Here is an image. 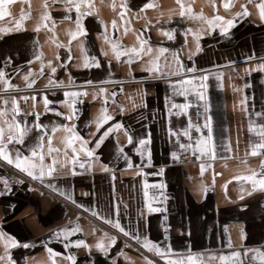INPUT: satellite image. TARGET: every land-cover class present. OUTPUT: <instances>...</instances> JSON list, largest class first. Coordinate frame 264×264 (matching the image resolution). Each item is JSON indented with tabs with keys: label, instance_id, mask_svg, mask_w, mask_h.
Here are the masks:
<instances>
[{
	"label": "crops",
	"instance_id": "1",
	"mask_svg": "<svg viewBox=\"0 0 264 264\" xmlns=\"http://www.w3.org/2000/svg\"><path fill=\"white\" fill-rule=\"evenodd\" d=\"M121 2L122 0H91L92 7L82 9L91 13L83 18L87 35L74 39L69 33L76 30L75 8L69 12L59 0L56 3L53 0H13L7 6V13L0 18V28L15 29L16 22L22 15L25 17L22 30L0 33V68L7 73L10 83L16 86L3 91L4 85L0 82V97L9 101L7 105L0 102V108L8 109V119H11V99L14 97L22 110L20 119H23L25 113H41L39 122L48 126L47 136L52 137L51 146L59 150L49 155L45 136V163L51 164L53 157L56 158L55 182L58 187L70 192L75 200L73 203L65 199L38 181L31 180L13 165L0 160V178H7L11 186L9 194L0 195V231L33 245L27 249H11L13 258L17 264H52L53 259L60 264L63 257L71 253L76 257V264H92L93 261L94 264H113L114 261L115 264H148L149 261L152 264H165L161 257L143 248L132 235L125 236L107 223L109 219H119L121 225L133 233H136L138 226L139 235H149L151 239L161 243V246L170 243L184 257L190 254V248L191 254L202 257L203 264H223L219 260L220 255H227L233 250H239L243 254L244 247L264 249V193L252 191L250 195L246 194L243 199H238L240 187L250 190L251 185L234 179L236 176L251 175L253 171L258 175L264 173L261 165L264 150L258 155H251L250 144L258 142L259 138L255 132L249 131L250 118L256 124L264 123V120L254 115V111L264 110V71L257 68L264 63V22L260 20L256 7L260 0H183L185 8L190 6L193 14L203 13L207 18L216 15L236 17V26L230 30V36L223 38L218 29L211 35H203L200 39L203 51L192 60L188 56L195 50V41L188 34L187 45L180 51V55L185 67L194 66L195 71L159 80L151 79L145 71L149 60L156 55L155 49L161 46L181 49L185 30H206L207 26L198 19H189L187 12L184 18L180 17L177 0H124L130 11L121 20ZM225 2L230 5L227 9L224 7ZM113 3L115 8L112 7ZM147 3L155 6L144 8L141 12L140 9ZM45 4L48 5L47 9ZM245 9L248 16H236ZM45 11L51 17L48 21L42 20ZM65 16L70 19H65ZM114 19L117 21V29L111 26ZM101 20L103 25L99 22ZM38 25L40 27L37 31ZM105 26L108 37L118 40L124 48H139L140 37L148 40L153 52L142 55L131 64L127 63L125 56L117 60L111 44L104 38ZM125 28L128 30L125 31ZM171 29H176L173 41L162 34V30ZM82 44L84 51L81 50ZM37 52L42 53L44 62L43 75L39 76L41 60L34 59ZM253 53L255 58L249 59ZM69 55L71 60L68 59ZM165 55L171 61L170 54ZM9 56L11 63L5 64V57ZM85 56H94L101 67H82ZM28 60H32V63L27 64ZM48 61L57 69L53 78L63 80L65 85L54 89L55 95L48 88L51 73ZM160 63L164 64V57H161ZM17 68L19 71H14ZM29 68L33 73L30 79L34 78L36 82L31 89H26L23 77ZM204 74H208V115L212 117L213 138L218 147L214 159L201 157L198 160L196 156L199 153L183 152L179 149L176 137L168 133V127L177 132L186 127L188 116L169 117L166 105L170 106L173 101L183 103L185 97L175 95L168 86L167 79L199 77ZM69 76L73 81L71 86ZM85 80H92L93 84L84 86ZM104 80L110 82L100 83ZM199 83V80L193 81L194 85ZM81 86H84L87 95L82 97V103L75 105L78 111L73 121L52 112L44 113V96L50 101H63L64 91H79ZM101 88L105 89L104 94L100 93ZM112 92L116 93L115 97L111 96ZM94 94L96 99H93ZM33 95L36 96L35 102L32 100ZM22 96H27V101L22 100ZM189 99L192 105L188 114L192 122L202 124L203 117H197V102L192 92ZM144 103L147 107H144ZM54 106L65 114L70 112L65 104L56 103ZM102 107H107L113 116V121H109L108 125L114 121L122 122L134 140L150 129L151 166L146 159L141 160L132 152V145L126 143L121 131L118 135L119 144L131 156L134 165L132 168H127L123 159L117 161L116 136L113 135L96 150L99 160L93 159L91 169H88L87 164L84 168L76 164V174H72L73 153L71 147H66V137L69 134L62 128L55 132L51 128L53 125L75 123L76 131L89 141L87 147L91 148L94 140L108 126H102L100 132H97L96 120ZM200 110L202 112V108ZM34 120V115H27L30 124ZM0 127L5 129L6 139L8 130L3 119H0ZM191 132L194 143L199 134L194 128ZM203 132L206 135L207 130L204 129ZM93 133L96 135L93 136ZM37 134L36 131L31 133L33 142ZM180 142L188 141L181 135ZM224 144L230 145L231 151L219 147ZM73 146L79 149L80 144L77 141ZM9 149H12V145H9ZM173 151L177 152L178 160L171 158ZM24 154L27 155V151ZM87 159L86 154L81 151L79 160L83 162ZM60 164L64 167L61 168ZM104 164L113 171H103ZM137 165L140 167H136ZM160 168L164 169L163 174H154L159 173ZM17 179L24 182L17 184ZM144 181L149 185H165L164 188L149 187L148 193L153 198L152 206L166 211L148 212L144 199ZM30 185L32 191H28ZM0 191H3L2 182ZM9 205H15V208ZM243 205L247 207L242 209ZM116 208L119 209V214ZM143 217L149 223L147 231L144 229ZM65 225H79L82 231L73 233L67 241L62 238L50 239L53 231ZM163 225H170L169 241L163 238ZM241 228L247 234L243 241L240 238ZM105 233L117 237V243L109 249L107 256L95 248V244ZM229 238L231 248L227 246ZM76 239L85 240L91 248L64 247L65 243ZM45 244L61 255L50 257ZM3 252L4 242L0 240V254ZM250 256L251 254L249 258ZM209 257L215 259L209 260ZM254 264H260V261L257 260Z\"/></svg>",
	"mask_w": 264,
	"mask_h": 264
},
{
	"label": "snow or ice",
	"instance_id": "2",
	"mask_svg": "<svg viewBox=\"0 0 264 264\" xmlns=\"http://www.w3.org/2000/svg\"><path fill=\"white\" fill-rule=\"evenodd\" d=\"M57 0H53V3H56ZM61 4L64 5V7L67 9V11H71L73 8H75L76 12V19H75V25L76 30L73 32H70L69 35L74 39L77 36H86L87 35V29L83 24V18L89 14H91L88 11H82L84 8H91V0H59ZM13 0H0V18H2L7 13V6L12 4ZM177 4L180 6L179 16L184 18L186 16L189 19H198L202 21L204 25L207 26L206 30H196L193 31L191 28H188L183 33L185 40L184 44L181 46V49H169L166 47H157L155 49L156 55L149 60L148 66L146 67L145 71L149 74L150 78L153 80H159V79H166L168 77H175L179 76L186 72H194L195 67H185L184 63L182 62V57L180 55V51L187 45V35L191 34L195 41V50L193 52H190L188 59L192 60L193 57L201 53L203 51L200 39L203 35H211L213 31L219 30L220 36L226 37L230 36L231 29L236 26V17L233 18H225L224 16L216 15L212 18H207L203 15V13L200 14H193L191 7L188 6L187 9L185 8V4L183 3V0H177ZM155 5L152 3L144 4L143 7L140 9L142 12L144 8L148 7H154ZM229 3L225 2L224 7L227 9L229 8ZM48 5L45 4V8L47 9ZM113 8L116 7L115 3L112 5ZM256 7L259 10V18L262 22H264V0H260V2L256 5ZM121 12L119 13L121 20L124 19V16L130 11L128 8L127 3L122 0L121 5ZM248 16L249 13L245 9L243 13H237L236 16ZM25 17L22 15L21 19L16 22L15 29L11 28H0V33H9L12 31H18L22 30V21ZM65 19H70L69 16H65ZM51 17L47 11H45L42 20L48 21ZM102 25L104 22L101 20L99 21ZM47 27V24L44 25ZM111 26L113 29H117V21L114 19L111 22ZM39 25L37 26V31L39 30ZM128 29L125 28V31ZM107 28L105 26V40L108 41L111 44V50L115 54V58L119 60L122 56L127 57V63L131 64L134 60H138L141 58L142 55L150 54L153 52L152 46L149 44L148 40L141 39L138 37V40L140 41V47H130V48H124L121 46L118 42V40H111L108 35L106 34ZM175 33L176 29L171 30H162L163 36L167 37L169 41L175 40ZM59 46V45H58ZM81 50L84 51L83 44L81 45ZM104 55H107V53H102ZM165 54H170L171 61L168 60V57ZM161 57H164V64L161 65L160 60ZM249 59L255 58V55L253 53V56L248 57ZM34 59L41 60V71L38 73L39 75H43V68H44V62L42 61V53H36L34 56ZM59 59V57H57ZM69 60L72 59L71 55L68 57ZM11 63V57H5V64ZM27 64H31L32 60H28L26 62ZM48 67L51 68V73L49 75V84L48 88L50 91H52V94L55 95L54 89L56 88H63L65 87L63 80H56L54 79V75L57 71L56 67L52 66V62H47ZM80 65H78L79 67ZM82 67L86 69H90L92 67L100 68L101 64L100 62L93 56L88 57L85 56L83 60ZM257 68L261 71H264V63H261L257 66ZM14 71H19V69H14ZM32 69L29 68L26 75H24V80L26 81L25 87L26 89H31L32 86L35 84L36 80L30 79L32 77ZM222 75V74H221ZM219 79V76H218ZM194 80H199V84H193ZM208 74L201 75L199 77H185L184 79H176L171 80L167 79V84L170 88H172L173 93L175 95H180L185 97V101L183 103H176L171 102L170 106L166 105L168 110L169 117L172 115L180 116H188V123L186 127H183L179 130V132L174 131L172 127H168V133L170 136L176 137V142L179 146V149L183 152H191L192 154L199 153V155L196 156V158L199 160L201 157L206 158H215L217 153V144L214 141L213 138V121L212 117L208 115L209 112V105H208V97H207V89H208ZM0 82H3L4 89L3 91H7L9 89L16 88L15 85L10 83V78L7 76V73L4 71L3 68H0ZM110 81L104 80L100 81V83H109ZM92 80H85L84 86L92 85ZM69 85H73V81L71 76H69ZM84 86L80 87L79 91H64L63 101H50L47 96L43 97V105H44V113L52 112L56 114L57 116H63L65 119L69 121H73L76 117V113L78 109L75 107V105L80 102L82 103V97L87 95V92L84 90ZM248 86V85H246ZM192 92L196 97L197 102V117L198 119L200 117H203V123H193L191 116L188 114V109L192 105V101L189 99V94ZM100 93L104 94L105 89L101 88ZM116 93L112 92L111 96L115 97ZM22 100L27 101V96H22ZM93 99H96V94L93 95ZM168 98H166L167 100ZM32 100L35 102L36 96H32ZM0 102H2L4 105H7L9 101L7 99H3V97H0ZM200 102H203L202 104ZM56 103L65 104L69 107L70 112L68 114H65L63 112H60L54 105ZM105 103H107V97H105ZM11 119H8V109L6 108H0V119H3L4 123L7 125L8 135L5 139V129L3 127H0V160H3L7 162L9 165H13L16 169H18L20 172L26 174L27 177L31 178L33 181H38L41 185L46 187L47 189L51 190L52 192L58 193L60 196L64 197L65 199L72 201L75 203V200L73 199V196L70 192L61 189L57 186L55 180L56 176L54 175L57 171L56 164L57 160L55 157H53L51 164L45 163V154L43 152L44 148V140L45 136H47V129L48 126L41 124L39 122L41 113H25L23 119H20V114L22 110L18 106V102L16 98L11 99ZM49 105H53L52 107H49ZM144 107H147V104L144 103ZM202 108V112L201 109ZM175 110V111H173ZM247 111V109H245ZM27 115H34L35 120L30 124L27 121ZM255 117H258L262 120H264V110L262 111H254ZM109 121H113V116L108 112L107 107H102L100 110V116L96 120V129L97 132H100L101 127L104 125H108ZM171 121H169V124ZM58 128H62L66 133L69 135L66 137V147H71L72 149V174L75 175V165L79 164L80 168H84L85 164L88 165V169L92 168V161L93 159L99 160V156L96 154V150L99 149L105 140L109 138L110 136L115 135L116 136V159L119 161L120 159H123L126 162L127 168H132L133 162L131 156L124 151V146L119 144L118 135L121 131H123V134L126 138V143L129 145H132V152H134L137 156L141 158V160L147 161V164L151 166L152 164V155H151V131L150 129H147V126L145 128L147 129L146 133L142 135L141 137L134 140L133 135L130 134L129 130L124 126V124L120 121H114L110 125L104 128L102 133L94 140V146L89 148L87 147L89 141L85 140L77 131H76V125L75 123L72 124H60V125H53L51 128L52 132H55ZM195 129L197 135L195 137V142L193 143V135L191 132V129ZM206 129L207 133L204 134L203 130ZM33 131H36L38 134L34 139V142L31 140V133ZM249 131L255 132V134L258 136L259 141L256 143H251V155L255 156L261 153V150H264V123L256 124L254 121L250 118L249 120ZM96 134L93 133V136ZM181 135L185 138H187V143L180 142ZM51 136H47L48 141V149L47 152L50 155L54 151H59L58 149H54L51 146ZM79 142L80 147L79 149L74 147L75 142ZM9 145H12V149H9ZM16 145H20L21 147H16ZM219 147L224 148L226 151H231L230 145L224 144L220 145ZM27 151V155L24 154V151ZM84 152L87 156V160L81 162L79 160V153ZM14 153V155H13ZM171 158L173 160H178L179 156L176 151L171 152ZM262 168H264V161H261ZM60 167L63 168L64 165L60 164ZM136 167H140L137 165ZM204 165H201V171H203ZM102 170L105 172L113 171V169L109 168L107 164L102 165ZM164 169L160 168L159 173L154 174H163ZM143 174V173H140ZM115 179V176H113V180ZM235 180L242 182V183H248L251 185V189L248 190L244 188L243 186L239 189V195L238 199H243L244 196L250 195L252 191H260L264 193V173L258 175L257 172L253 171L251 175H243V176H236L234 177ZM0 182H2L3 191H0V195H6L11 192V186L9 184V180L7 178H0ZM24 181L22 179H17L15 183L21 184ZM149 187H160L164 188L165 185L163 183L159 185H149L147 181H144V199H145V206L148 209L149 213L154 212H162L166 211V209H161L158 207H153L151 200L153 198L149 197L148 189ZM33 188L31 185L28 188V191H32ZM43 195V193H41ZM84 195H88V193H84ZM11 208H15V205H9ZM247 205H243V208H246ZM117 214H119V209L116 208ZM96 214L95 212L93 213ZM144 219V229L147 231L149 229V223L147 221L146 217H143ZM165 220H167V217H164ZM107 223L112 224V226L117 229L120 233H123L125 236L132 235L133 239H135L138 243L142 244V247L147 249L150 252H154L157 256L161 257L165 264H203V259L199 255H193L191 254V249L189 248V255L187 257H184L183 255L178 254L170 245V243L165 244L164 246H161V243L154 241L150 238L149 235L141 236L138 234V226L136 233L127 231L122 225L119 219L113 220H107ZM170 225H163V233H164V240L169 241L170 237L168 235ZM226 230V229H225ZM82 229L79 227V225H76L75 227H68L65 225L62 228H59L55 231H53L50 234V239H56L61 240V238L64 241H67L70 236L73 235L75 232H80ZM189 235H191V232L189 231ZM246 232L243 228L240 229V238L243 241L246 239ZM0 240L4 242V252L0 254V264H17V261L13 258L11 249L23 247L25 249L32 247L28 242H21L18 241L15 237H13L11 234H6L3 231H0ZM117 243V237L115 235H109L108 233H105L103 237L95 244V248L104 256H107L109 249ZM264 243V242H262ZM70 246H75L76 248H79L80 246H84L87 249H90L91 246L87 245L85 240L83 239H76L74 241H71L70 243H65L64 247L69 248ZM227 246L229 248L232 247L231 239L229 238ZM46 251L49 253L50 257H56L60 256L61 253L55 252L51 247H48L47 244H45ZM249 254H251L249 258ZM215 257H209V260H213ZM219 260L223 262V264H245V261H247V264H254L255 261L259 260L260 264H264V249L261 248H252V247H244L243 248V254L239 250H233L227 255H220ZM52 264H57V261L55 259L52 260ZM60 264H76V257L75 255L69 253L68 255L64 256L63 259L60 261ZM94 264V261L92 262ZM115 264V261L113 262ZM148 264H152L151 261L148 262Z\"/></svg>",
	"mask_w": 264,
	"mask_h": 264
}]
</instances>
